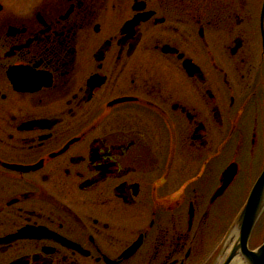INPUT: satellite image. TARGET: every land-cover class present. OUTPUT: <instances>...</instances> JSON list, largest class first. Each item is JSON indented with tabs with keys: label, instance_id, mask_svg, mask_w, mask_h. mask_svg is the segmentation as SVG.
<instances>
[{
	"label": "flooded vegetation",
	"instance_id": "obj_1",
	"mask_svg": "<svg viewBox=\"0 0 264 264\" xmlns=\"http://www.w3.org/2000/svg\"><path fill=\"white\" fill-rule=\"evenodd\" d=\"M263 56L264 0H0V264H222Z\"/></svg>",
	"mask_w": 264,
	"mask_h": 264
},
{
	"label": "water",
	"instance_id": "obj_2",
	"mask_svg": "<svg viewBox=\"0 0 264 264\" xmlns=\"http://www.w3.org/2000/svg\"><path fill=\"white\" fill-rule=\"evenodd\" d=\"M227 179L225 183H228L230 176L228 171L224 174ZM223 187L220 188L219 192L222 191ZM264 171L259 178L253 195L249 198V201L242 211L238 219L237 232L235 235V240L228 252V255L222 261V264H229L231 260L239 254L245 256L246 259L251 260V264H264V244L258 249L256 253L248 252L246 249V242L257 217V214L264 201Z\"/></svg>",
	"mask_w": 264,
	"mask_h": 264
},
{
	"label": "rangeland",
	"instance_id": "obj_3",
	"mask_svg": "<svg viewBox=\"0 0 264 264\" xmlns=\"http://www.w3.org/2000/svg\"><path fill=\"white\" fill-rule=\"evenodd\" d=\"M222 227H223V225H222ZM212 245H214V243Z\"/></svg>",
	"mask_w": 264,
	"mask_h": 264
}]
</instances>
